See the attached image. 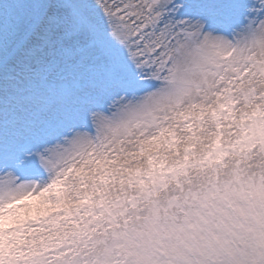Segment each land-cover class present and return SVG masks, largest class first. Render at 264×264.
I'll return each mask as SVG.
<instances>
[{
    "label": "snow or ice",
    "instance_id": "6c2138e0",
    "mask_svg": "<svg viewBox=\"0 0 264 264\" xmlns=\"http://www.w3.org/2000/svg\"><path fill=\"white\" fill-rule=\"evenodd\" d=\"M0 264H264V0H0Z\"/></svg>",
    "mask_w": 264,
    "mask_h": 264
}]
</instances>
